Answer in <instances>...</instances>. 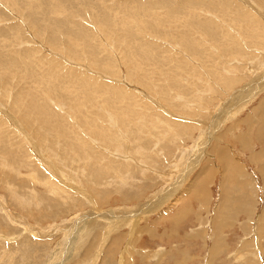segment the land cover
Wrapping results in <instances>:
<instances>
[{"label":"rangeland","instance_id":"rangeland-1","mask_svg":"<svg viewBox=\"0 0 264 264\" xmlns=\"http://www.w3.org/2000/svg\"><path fill=\"white\" fill-rule=\"evenodd\" d=\"M0 264H264V0H0Z\"/></svg>","mask_w":264,"mask_h":264},{"label":"bare ground","instance_id":"bare-ground-1","mask_svg":"<svg viewBox=\"0 0 264 264\" xmlns=\"http://www.w3.org/2000/svg\"><path fill=\"white\" fill-rule=\"evenodd\" d=\"M260 89H261V87H260ZM206 154V153H205ZM226 154V153H225ZM232 157V156H231ZM219 158V157H218ZM224 158V157H223ZM229 158V157H228ZM221 160V159H220ZM231 164V163H230ZM238 165V164H237ZM228 166H229V164H228ZM240 167V166H239ZM226 169V168H225ZM228 169V168H227ZM225 171V170H224ZM228 178H230V177H228ZM232 181H234V180H232ZM235 182V181H234ZM234 186V185H233ZM203 187V186H202ZM117 221V220H116ZM127 222V221H126ZM214 240V239H213Z\"/></svg>","mask_w":264,"mask_h":264}]
</instances>
